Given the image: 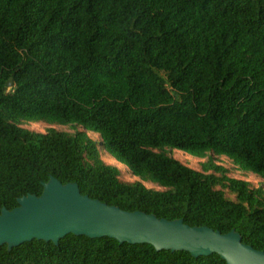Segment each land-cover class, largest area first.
<instances>
[{"label": "trees", "instance_id": "trees-1", "mask_svg": "<svg viewBox=\"0 0 264 264\" xmlns=\"http://www.w3.org/2000/svg\"><path fill=\"white\" fill-rule=\"evenodd\" d=\"M177 149L206 159L189 167ZM218 155L264 179V0H0V212L54 177L264 251V187ZM0 264L227 262L68 233L2 244Z\"/></svg>", "mask_w": 264, "mask_h": 264}, {"label": "water", "instance_id": "water-1", "mask_svg": "<svg viewBox=\"0 0 264 264\" xmlns=\"http://www.w3.org/2000/svg\"><path fill=\"white\" fill-rule=\"evenodd\" d=\"M68 233L150 243L158 251L185 250L194 256L217 253L227 264H264V251L243 242L235 230L222 233L182 219L127 211L81 194L77 183L63 184L54 177L40 195L20 197L16 207L0 212V245L17 246L34 238L58 244Z\"/></svg>", "mask_w": 264, "mask_h": 264}, {"label": "rangeland", "instance_id": "rangeland-1", "mask_svg": "<svg viewBox=\"0 0 264 264\" xmlns=\"http://www.w3.org/2000/svg\"><path fill=\"white\" fill-rule=\"evenodd\" d=\"M24 127H28V128H32L41 132H46L48 127H54L56 129L59 130H67V131H73V128L69 125H47L43 122H22L21 124ZM89 135L91 137H93L94 139H96L97 141H100V137L97 133L89 131L88 132ZM173 155L180 160L181 162H183L184 164L188 165L189 167L195 168V169H200V162L203 161L206 158H197L191 155H188L187 153H184L181 150H173ZM101 157L104 161L108 162V163H113V164H117L118 166H120V168L123 171V175L122 178L124 180H135L136 177L130 175L128 173V171H126V169L123 167V165L119 162H117L116 160H114L104 149H101ZM217 161L222 164L223 166H225L228 170L231 176L239 178V179H243L246 181H249L251 183H253L254 185H261L264 187V179H262L261 177H259L258 175L248 172L246 170H244L243 168L235 165L230 158H228L227 156L224 155H218L216 156ZM148 187H153L150 184H147ZM157 188V187H155Z\"/></svg>", "mask_w": 264, "mask_h": 264}, {"label": "bare ground", "instance_id": "bare-ground-1", "mask_svg": "<svg viewBox=\"0 0 264 264\" xmlns=\"http://www.w3.org/2000/svg\"><path fill=\"white\" fill-rule=\"evenodd\" d=\"M124 167V166H123Z\"/></svg>", "mask_w": 264, "mask_h": 264}]
</instances>
